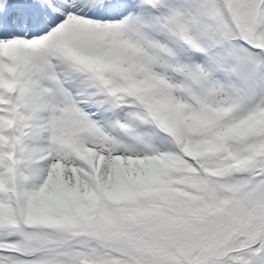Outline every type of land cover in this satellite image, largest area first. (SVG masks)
I'll return each instance as SVG.
<instances>
[{
    "label": "snow or ice",
    "instance_id": "1",
    "mask_svg": "<svg viewBox=\"0 0 264 264\" xmlns=\"http://www.w3.org/2000/svg\"><path fill=\"white\" fill-rule=\"evenodd\" d=\"M0 264H264V0H0Z\"/></svg>",
    "mask_w": 264,
    "mask_h": 264
}]
</instances>
